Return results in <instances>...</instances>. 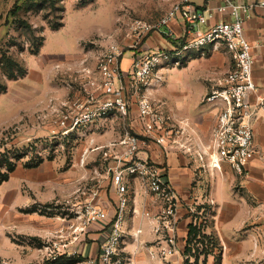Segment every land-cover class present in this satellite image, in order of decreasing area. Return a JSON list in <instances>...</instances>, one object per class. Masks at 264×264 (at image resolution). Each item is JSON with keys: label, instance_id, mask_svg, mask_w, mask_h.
Returning <instances> with one entry per match:
<instances>
[{"label": "rangeland", "instance_id": "rangeland-1", "mask_svg": "<svg viewBox=\"0 0 264 264\" xmlns=\"http://www.w3.org/2000/svg\"><path fill=\"white\" fill-rule=\"evenodd\" d=\"M177 1L21 0V8L12 15L16 0H0V264H85L71 241L79 240L75 236L83 222L81 215L93 197L98 201L99 192L116 196V201L111 198L115 208L109 227L116 217L119 199L114 171L109 168L125 148L118 143L125 137V129L137 132L140 128L142 132L137 99L143 93L170 118L175 132L179 131L180 137L175 138L193 144L192 152H186L189 157L195 158L194 137L204 142L209 139L220 107L207 96L220 88L219 80L233 66L225 45L219 46L222 52H212L216 48L211 44L183 50L181 65L163 66L148 84H139L136 92L128 86V114L116 109L103 113L101 108L105 96L99 88L98 64L107 43L104 37L114 34L123 48L121 59L132 67L138 56L155 50L142 48L153 32L133 46L132 22H157ZM159 38L170 46L164 34ZM180 47L161 45L158 49ZM132 50L135 53L130 57ZM190 58L195 66H189ZM130 69L124 71L126 83ZM191 76L208 91L199 104L188 106L180 84ZM205 103L210 106L202 111ZM87 111L93 116L76 123ZM179 118L186 119L185 125ZM206 175L192 183L191 196L183 202L196 230L189 236L188 224L182 261L174 264H264V220L259 224L257 214L252 213L237 231H223L227 241L238 245L235 238L244 234L249 244L227 247L212 229L215 205L208 195L218 176ZM133 177L119 223L121 244L115 254L122 264L133 263L122 257L125 240H138L140 225L147 218L158 223L163 220L159 213L148 211L152 195L146 182ZM241 184L238 176L232 186L241 191ZM176 201L178 230L180 204ZM226 219L220 222L224 230ZM110 232L109 228L107 236Z\"/></svg>", "mask_w": 264, "mask_h": 264}, {"label": "built area", "instance_id": "built-area-1", "mask_svg": "<svg viewBox=\"0 0 264 264\" xmlns=\"http://www.w3.org/2000/svg\"><path fill=\"white\" fill-rule=\"evenodd\" d=\"M256 7L264 9V0L256 3H240L227 1L219 6V11H230L232 19L219 20L209 24L214 12L208 7L198 8L192 0H179L157 21L136 19L132 22L130 29L134 39L133 46H138L151 32L159 31L163 34H171V23L180 18L184 23L186 34L185 42L181 47L174 50L155 49L137 57L131 67V77L124 80V72L121 66L123 48L118 43L114 34L106 36V45L99 56L98 71L100 76L99 88L105 98L102 100V112L114 110L122 114H128L129 100L127 87L139 89V84L146 85L152 76L158 74L163 66H178L182 62V51L191 47H200L207 44L219 48L225 45L233 57V66L219 80L220 88L207 96L208 101L216 102L220 111L216 124L209 139L204 142L194 137L197 143L193 154L202 167L221 169L224 163L239 174L246 172L247 164L254 155V120L260 115L264 117V96H257L256 101L250 100L252 93H257L259 88L254 78L255 52L254 45L246 36L245 22L253 15ZM203 26H206L204 28ZM168 27V29H164ZM136 44V45H135ZM162 66V67H161ZM138 117L142 125V132H133L130 128L125 129V137L120 144L125 148L120 154H116V164L109 168L113 169V182L118 196L116 217L110 225L111 232L101 244L99 252L100 264H122L120 257H115L121 242V228L119 226L122 213L126 209L129 198V181L133 176L141 177L147 185V191L155 200L165 203L160 209L162 223L158 220L159 231L163 224L170 231L167 245H160L158 252L164 262H170L173 254L178 252L176 246V211L177 195L172 184L166 179L161 166L148 158L138 156V153L153 140L159 144L165 152L171 145H179L183 151L192 152L193 144L190 140L176 139L173 124L170 123L162 111L158 110L152 98L143 93L138 97ZM87 111L77 118L87 119L92 117ZM180 137V135H178ZM182 140V142L180 141ZM178 141V142H177ZM89 201L84 213L81 215L83 222L78 227L80 232L93 222L108 217V211L94 201ZM150 215V212H147ZM152 255L157 252L150 250Z\"/></svg>", "mask_w": 264, "mask_h": 264}, {"label": "crops", "instance_id": "crops-1", "mask_svg": "<svg viewBox=\"0 0 264 264\" xmlns=\"http://www.w3.org/2000/svg\"><path fill=\"white\" fill-rule=\"evenodd\" d=\"M192 1L200 9H204L208 5V7L213 10L214 15L213 18L209 20V24H213L222 19H232L230 11H219V6L230 0ZM231 1L253 4L257 2V0ZM244 26L246 36L254 45V78L259 90L257 93H252L250 95V100L256 101L258 95L264 96V9L256 7L253 11L252 17L246 20ZM203 27L206 28V26ZM164 29L166 30L168 27H165ZM171 30V34H164V36L167 37L165 39L170 42V46L172 45L173 47H176V45L183 44L182 40L184 38L183 36L186 34V29L180 18L175 19L171 23ZM159 36H163V33L159 31L153 32V34L144 42L142 48L158 49L161 45L166 48L170 47L165 46V41L163 42ZM171 38L176 41H172ZM221 50L222 49L217 48L212 49L211 51L216 52ZM201 51L205 54L206 50L205 48H201ZM227 52L229 53L228 50ZM132 53H135L134 50L129 53L130 57H132ZM192 60L193 59L190 58L187 61L188 64H190ZM121 66L123 72L128 71L131 68L128 60L124 58H122ZM189 66H195V64L192 62ZM180 86L183 87L185 100L188 106L192 104H199L204 94L208 91L207 86L203 87L201 83L198 84V81L193 78V76H191L188 80L183 81ZM181 103L182 102H180V104ZM209 106L210 103H205L201 110L204 111L205 109H208ZM180 120L181 119L179 118V123L183 122L182 124H184L186 119ZM132 127L135 128L136 125L132 124ZM138 129L136 131L137 133H140L141 130L140 128ZM254 148V155L247 164L246 173L244 175L237 174L236 171H234L227 163H224L221 169L202 167L196 158L189 157V155H187L186 152L183 151V149H181L177 144L171 145L168 152H165L159 144L150 140L148 141V144L138 153L139 157L148 158L151 161L157 162L161 166L166 175V179L175 189L180 204L178 215L179 227L176 234V246L178 247V252L172 255L170 262H173L174 264L182 261L181 250H183L184 247L183 241H185L188 224L191 221L190 215L188 214L189 211L185 209L183 202H186L191 196L190 187L192 183L202 179L204 174L209 176L214 173L218 176V178L215 177L214 187L208 195V198H210L215 205L214 215L216 218L212 229L220 238L224 240L227 247L249 244L246 243L248 242L246 239H243L244 234H239L237 238H235L239 241L238 245L234 242L227 241L226 235H224L223 231H237V229L241 228L243 224L250 220L252 213L258 215V218L256 219H258L259 224H261V219L262 221L264 220V117L261 116V112L254 120ZM238 176L241 178V186L243 188L241 191L235 190L232 186L235 178ZM229 181L231 182L229 183ZM115 197L116 196L108 195L107 193L105 194L103 191H101V193L99 192L97 197L98 201L96 202L108 211V217L94 222L83 233L80 232L78 235L79 240L75 241L74 239L71 241L72 247L83 255L82 262L85 264H100V247L108 233L111 215L113 214L115 208ZM111 198H113L114 201ZM149 204L148 211L152 213L160 212L162 206L159 201L154 199L153 196L149 197ZM261 214L262 217L260 216ZM224 217L227 218V221L224 224L227 225L225 230L222 228L220 223L221 219ZM149 219L147 218V221L141 223L140 226L142 228V234L138 240L133 241L128 237V240H125L122 257L124 260L131 258L133 260L132 264H162L163 262L161 254L158 252V248L161 244L167 245L171 234H169L170 232H167L164 225H161L162 228L158 231L157 228L159 223L157 220L152 218L148 221ZM152 249L157 252L155 255L150 253V250Z\"/></svg>", "mask_w": 264, "mask_h": 264}, {"label": "trees", "instance_id": "trees-1", "mask_svg": "<svg viewBox=\"0 0 264 264\" xmlns=\"http://www.w3.org/2000/svg\"><path fill=\"white\" fill-rule=\"evenodd\" d=\"M20 1L21 0H16V2H15V4H14V6H13V8L10 10V13L12 14V15H15L18 11H19V9L21 8V4H20ZM172 39V38H171ZM172 41H176L175 39H172ZM195 230H196V228H195V226L193 225V223H190L189 224V232H188V235L189 236H191L194 232H195ZM189 239V237L187 238V240ZM187 249V248H186ZM186 249H185V251H186Z\"/></svg>", "mask_w": 264, "mask_h": 264}]
</instances>
